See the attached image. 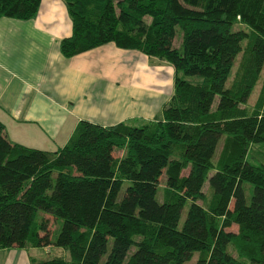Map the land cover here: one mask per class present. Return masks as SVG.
Instances as JSON below:
<instances>
[{
	"label": "trees",
	"instance_id": "16d2710c",
	"mask_svg": "<svg viewBox=\"0 0 264 264\" xmlns=\"http://www.w3.org/2000/svg\"><path fill=\"white\" fill-rule=\"evenodd\" d=\"M60 1L71 26L63 58L111 43L170 66L172 90L159 118L79 121L53 152L9 142L0 123V250L68 255L30 264H188L194 254L192 264H264V168L246 162L264 144V70L246 106L264 69V0ZM40 2L0 0V18L32 19Z\"/></svg>",
	"mask_w": 264,
	"mask_h": 264
},
{
	"label": "crops",
	"instance_id": "0c3cea01",
	"mask_svg": "<svg viewBox=\"0 0 264 264\" xmlns=\"http://www.w3.org/2000/svg\"><path fill=\"white\" fill-rule=\"evenodd\" d=\"M70 33L60 0H41L29 20L0 18V123L9 142L53 152L79 121L138 126L160 117L170 66L111 43L66 59L58 43ZM43 249H2L0 264L45 260Z\"/></svg>",
	"mask_w": 264,
	"mask_h": 264
},
{
	"label": "rangeland",
	"instance_id": "374dc122",
	"mask_svg": "<svg viewBox=\"0 0 264 264\" xmlns=\"http://www.w3.org/2000/svg\"><path fill=\"white\" fill-rule=\"evenodd\" d=\"M238 27H235L234 29H236ZM180 31L178 30V28L175 30V36H174V45L175 47L178 46V42L180 43ZM239 60V55L235 58L234 62H233V67L231 69V73H230V76H229V79H231V76L232 74L234 73L235 69H236V65H237V62ZM264 69H261V72H260V75H259V78L257 80V83H256V86L253 87L248 99H247V108L250 109L254 103V100H255V97L257 96L258 94V91H259V87H260V83H261V80H262V77H263V71ZM228 80L225 82V86L228 85ZM224 139L221 138L215 148V151H214V154H213V157H212V163L215 164L216 161L218 160V157L219 155L221 154V150L223 148V144H224ZM119 155L118 152H116L114 154V157H117ZM246 162L252 166H261L264 168V144L260 143V144H254V145H251L248 147V151H247V155H246ZM205 186H203L202 188V193L205 195V197H208L209 196V191L207 190L206 188V182L204 183ZM126 185H123L122 188L120 189L119 193L117 194V198L116 200L119 201L120 198H121V195H122V192L124 190V187ZM164 187V178L163 176H161L158 180V189H157V193H156V196H155V199L157 202H161V191H162V188ZM243 187V193H244V198H245V202L247 203L249 198H250V193H251V188H250V185L248 184H244L242 185ZM187 206L188 204L186 203L179 215V219H178V223H177V227L179 228L180 225L182 224L183 220H184V217H185V213H186V209H187ZM229 208H231V204L229 205ZM38 216L40 215L37 214ZM37 216V217H38ZM36 217V219H37ZM262 226L264 227V221H263V224ZM59 227H60V221L57 220V222H55L51 228V231H50V236L52 239L55 238V236L57 235L58 233V230H59ZM227 231H235V227H230L229 229H227ZM42 251V250H41ZM40 251V252H41ZM55 251H59V253L57 254ZM62 251L64 252V254L62 255ZM134 251V248H130L129 251L127 252L128 255H130L132 252ZM43 254V255H42ZM41 255L43 257H41V259L45 258V259H50V258H54V257H60V258H63L64 260H68V255L66 253V251L62 250V249H56L55 247L53 246H50L48 248H44L43 251L41 252ZM195 254L193 255L192 259L188 262V264H192L194 263L195 261Z\"/></svg>",
	"mask_w": 264,
	"mask_h": 264
}]
</instances>
